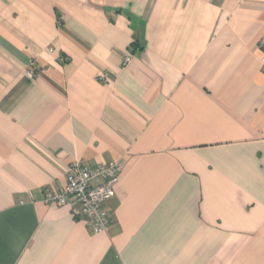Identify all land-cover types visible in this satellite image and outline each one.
<instances>
[{"label":"crops","instance_id":"obj_1","mask_svg":"<svg viewBox=\"0 0 264 264\" xmlns=\"http://www.w3.org/2000/svg\"><path fill=\"white\" fill-rule=\"evenodd\" d=\"M262 39L264 0H0V264H264ZM79 161L104 232L43 201Z\"/></svg>","mask_w":264,"mask_h":264},{"label":"built area","instance_id":"obj_2","mask_svg":"<svg viewBox=\"0 0 264 264\" xmlns=\"http://www.w3.org/2000/svg\"><path fill=\"white\" fill-rule=\"evenodd\" d=\"M264 49V39L259 42ZM61 61L67 57H60ZM129 58H125L128 62ZM26 77L34 79V67L27 68ZM97 81H109V72L100 70ZM120 164L116 161H104L89 165L84 162H75L68 167L65 185L58 190H47L43 201L47 204L64 206L69 205L76 217L86 220L94 233L106 231L111 223L112 214L107 202L114 196V186L118 181Z\"/></svg>","mask_w":264,"mask_h":264}]
</instances>
